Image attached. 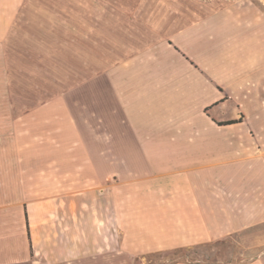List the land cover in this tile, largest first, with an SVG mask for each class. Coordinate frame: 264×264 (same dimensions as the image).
I'll return each mask as SVG.
<instances>
[{
    "label": "crops",
    "instance_id": "crops-1",
    "mask_svg": "<svg viewBox=\"0 0 264 264\" xmlns=\"http://www.w3.org/2000/svg\"><path fill=\"white\" fill-rule=\"evenodd\" d=\"M236 238L264 264V3L0 0V264Z\"/></svg>",
    "mask_w": 264,
    "mask_h": 264
},
{
    "label": "rangeland",
    "instance_id": "rangeland-1",
    "mask_svg": "<svg viewBox=\"0 0 264 264\" xmlns=\"http://www.w3.org/2000/svg\"><path fill=\"white\" fill-rule=\"evenodd\" d=\"M254 2L264 3V0H253ZM75 2V0H74ZM65 0H57V4L62 5ZM64 11L57 12L58 18V42L56 44H42L38 59V66L42 71H47L48 74L41 76L42 82L44 80H50L51 84H55L57 90L58 99V115L64 114L63 100L64 94L67 88L71 85L75 86L80 82V76H70L68 67L66 65L63 42L64 33ZM50 48V49H49ZM49 50L51 53H49ZM44 52V54H43ZM46 52V54H45ZM50 75V76H49ZM61 102V103H60ZM250 237V235H249ZM243 240L236 238V242H226L215 245H206L198 249H190L182 252V255H188L190 260L207 262H218L219 264H240V260L247 259L256 254L255 251L244 252V247L242 244ZM242 250V251H241ZM171 252V251H169ZM172 253H155L142 256H132L125 252H121L118 256L107 257L100 259H93L90 261L83 262H73L72 264H167L170 258H173ZM30 264V263H27Z\"/></svg>",
    "mask_w": 264,
    "mask_h": 264
},
{
    "label": "trees",
    "instance_id": "trees-1",
    "mask_svg": "<svg viewBox=\"0 0 264 264\" xmlns=\"http://www.w3.org/2000/svg\"><path fill=\"white\" fill-rule=\"evenodd\" d=\"M227 124H231V123H227ZM185 251H187V249H180V250H174V251L168 252V253H172L174 257L170 258L167 264H173V263L181 262V261H185L187 263H201L200 261H196L193 259L190 260L188 255H182L181 253ZM202 263L209 264V262L207 261H203Z\"/></svg>",
    "mask_w": 264,
    "mask_h": 264
}]
</instances>
